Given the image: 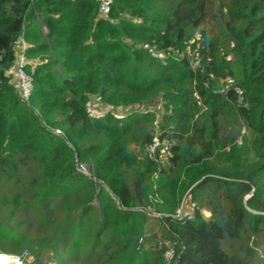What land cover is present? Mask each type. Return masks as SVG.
I'll list each match as a JSON object with an SVG mask.
<instances>
[{"label": "trees", "instance_id": "1", "mask_svg": "<svg viewBox=\"0 0 264 264\" xmlns=\"http://www.w3.org/2000/svg\"><path fill=\"white\" fill-rule=\"evenodd\" d=\"M101 2L0 0V187L37 172L12 203L62 212L59 225L38 223L55 230L53 264H264L256 240L264 231V0H111L107 15ZM20 39L33 79L28 101L7 74ZM94 99L122 118L91 121ZM242 126L255 135L253 153L233 170L219 167V133ZM156 136L175 141L169 171L184 164L195 216L158 219L162 235L143 249L151 238L140 209L154 176L167 173L162 157L147 154ZM81 162L97 181L77 171ZM181 200L171 192L168 215ZM26 245L1 220L0 254Z\"/></svg>", "mask_w": 264, "mask_h": 264}, {"label": "rangeland", "instance_id": "2", "mask_svg": "<svg viewBox=\"0 0 264 264\" xmlns=\"http://www.w3.org/2000/svg\"><path fill=\"white\" fill-rule=\"evenodd\" d=\"M225 35L226 34L223 31L222 48L224 53L226 54V59L231 61V64H233L235 62V58L230 51L232 45L227 43ZM237 78L238 71L236 70V79ZM92 103L95 109L99 108L100 110H104L105 108V106H103L102 109V107H100L101 103H99V101H96V99L92 100ZM155 109L158 115V119H161V104L158 103ZM204 122H206V119L201 120V123ZM219 138L220 140L216 142V149L218 151L216 152L215 158L212 161L221 168L226 169L227 167L229 168V170H233L237 168V166L240 167L244 159L248 158L253 153L255 135L250 129L245 126H242L241 129L224 128L219 133ZM174 142L175 141L173 140L169 143L172 146ZM134 153H138V150L134 149ZM180 154L182 155V157H184L183 150ZM169 156L171 157L170 151L169 153H167V155L162 156L163 161L161 162V168L167 173L165 175L161 174L160 176H158L150 185V196L146 208L148 213L145 212L148 215V219L145 222L144 228L146 240L151 238V242H144L142 244L143 249L153 248L155 246V240H159L160 236L162 235V225L156 215L167 214L165 210L167 208V205L170 203L171 192L174 191L176 196H178L180 200L186 199L187 203H189L187 189L188 183L185 176V166L184 164H182L169 171V169L171 168L168 162V160H170V158L168 159ZM81 164H83V166L89 172L88 166L82 162ZM35 175H37V172L26 170L25 172H23L20 181H4L1 184L0 218L5 224H8V226L13 231H15L17 234H20L27 241L26 248L23 247L25 249L20 248L16 252H13V254H1L16 258L27 251L29 255L28 259L26 260V264H53L54 256L48 246L51 244V240H53L55 230L52 226L49 229H47L46 227H39L38 223L43 222L44 218H47L50 220L53 219V221H56L57 225H59L58 223L60 222V220H57L55 218H62V212H59L57 209H55L54 204H51V206L47 208L43 205L40 206L36 202L32 201L30 205L27 206L25 204H22V206L19 208L14 206L12 203V201H14V198L19 195L20 201H23V195L27 194L29 185L32 183V177ZM94 180L97 181L95 178ZM250 196L251 194L246 196V198L244 199L245 203L250 198ZM36 208L38 210H36ZM140 210L145 211L144 208ZM202 212L205 218H208L210 216V212L207 209H204ZM34 216L37 217L38 221L34 219ZM256 240L259 245L257 255L262 258L264 257V231L256 236ZM252 242L253 239H249L250 245H252ZM66 249H68L67 243L61 242L59 253L61 254L60 256L63 258V260H68V252H66V254L64 253ZM257 255H255V259L258 260ZM1 264L11 263L4 262ZM68 264L77 263L71 262Z\"/></svg>", "mask_w": 264, "mask_h": 264}, {"label": "built area", "instance_id": "3", "mask_svg": "<svg viewBox=\"0 0 264 264\" xmlns=\"http://www.w3.org/2000/svg\"><path fill=\"white\" fill-rule=\"evenodd\" d=\"M110 4H111V0H102L101 2L102 14L104 15L109 14ZM16 49L18 52L16 61L12 66L9 67V69L7 70V74L18 85L22 100L28 101L30 98L31 90H32L33 79H32V76L29 75L26 71V68L29 65V61L25 54L26 43L23 39L19 40V44ZM228 83H233V82L231 79H228ZM109 112L117 119L122 118V114L119 113L118 111H111L109 109H105V110L95 109V107L93 106L92 100L88 101L86 104V113L91 121L102 120L107 116V114H109ZM57 134H59V132H57ZM169 151H170L169 143L161 142L157 136L153 139L152 144L147 147V154H148L149 159L151 160H157L159 157L161 158L162 156L167 155ZM76 169L80 174L88 178L94 179L91 176V174L88 172V170L83 166V164H78ZM157 177L158 176L155 175L154 179H156ZM188 204L189 203H187V200L184 199L180 203L179 207L172 214H169V215L168 214H163V215L157 214L156 217L160 220H163L164 218L169 216L173 220L179 221V222L191 221L194 219L195 209L193 206H190ZM144 212H147V211L145 210ZM28 255H29L28 252L25 251L24 253H22V255L16 258H13V262L15 264L16 263L26 264ZM165 257L168 259H172L174 257V252L173 251L166 252Z\"/></svg>", "mask_w": 264, "mask_h": 264}, {"label": "bare ground", "instance_id": "4", "mask_svg": "<svg viewBox=\"0 0 264 264\" xmlns=\"http://www.w3.org/2000/svg\"><path fill=\"white\" fill-rule=\"evenodd\" d=\"M4 262H9V263H13V264H15L14 262H13V258L12 257H9V256H6V255H3V254H1L0 255V264L1 263H4ZM16 264H19V263H16Z\"/></svg>", "mask_w": 264, "mask_h": 264}, {"label": "crops", "instance_id": "5", "mask_svg": "<svg viewBox=\"0 0 264 264\" xmlns=\"http://www.w3.org/2000/svg\"><path fill=\"white\" fill-rule=\"evenodd\" d=\"M99 106H100V105H99ZM103 106H104V105H103V104H101V106H100V107H102V109H103ZM105 109H107V107H106V106H105L104 110H105Z\"/></svg>", "mask_w": 264, "mask_h": 264}]
</instances>
